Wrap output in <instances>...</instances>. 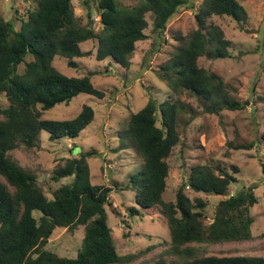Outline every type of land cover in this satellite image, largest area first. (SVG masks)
I'll return each mask as SVG.
<instances>
[{"label": "trees", "instance_id": "1", "mask_svg": "<svg viewBox=\"0 0 264 264\" xmlns=\"http://www.w3.org/2000/svg\"><path fill=\"white\" fill-rule=\"evenodd\" d=\"M192 2L141 0L135 6H125L117 0H98V30L92 13L88 23L82 24L74 12V0H38L36 9L21 20L19 30L0 14V264H131L136 260V255L123 256L117 251L106 212L113 188L92 184L88 158L94 153L67 159L53 171L52 181L73 178V182L57 188L51 199L37 173L21 166L11 154L38 147L42 132H47L52 142L78 139L94 122L95 111L89 105L70 120L43 118L45 112L60 104L69 105L80 94L104 98L93 85L94 73L68 77L55 67L56 57L65 58L69 68L77 69V59L92 55L81 45L96 40L98 62L109 60L110 65L129 70L136 45L149 38L145 33L149 28L147 15H151L152 33L162 36L177 11ZM245 14L237 0H204L196 15L198 28L183 40L159 73L175 92L185 90L203 100L209 114L245 109L244 103L231 96L222 78L198 64L205 56L215 60L229 57L230 42L212 18L228 16L241 22ZM2 97L6 106L1 105ZM182 110L178 103L167 100L159 104L150 97L142 110L129 117L125 136L145 166L141 177L130 178L122 189L135 195L129 216H146L159 209L170 233L166 254L180 264H264L263 259L201 256L202 246L256 238L251 212L258 203L257 187L229 195L230 186L238 182V169L232 173L220 165L192 169L188 186L195 193L227 197L218 203L208 225L206 203L191 199L185 193V183L179 187L175 202L164 200L171 169L168 159L181 141ZM260 143L264 144V133ZM252 146L237 145L234 149L250 150ZM261 168L264 178V164ZM36 211L41 213L39 218L34 216ZM80 226L85 227V233L76 258L46 248L56 229L74 231Z\"/></svg>", "mask_w": 264, "mask_h": 264}, {"label": "rangeland", "instance_id": "2", "mask_svg": "<svg viewBox=\"0 0 264 264\" xmlns=\"http://www.w3.org/2000/svg\"><path fill=\"white\" fill-rule=\"evenodd\" d=\"M38 0H0V14L15 24L19 30L21 20L37 7ZM125 6H135L141 0H117ZM204 0H193L181 7L173 16L162 36L152 33L151 15H147L148 39L139 42L132 58V67L125 70L106 60L98 62L96 40L81 45L91 56L77 59V69L69 68L67 60L56 57L55 67L68 77H83L94 73L93 85L104 93L99 99L80 94L69 105L60 104L45 112L44 119L70 120L78 116L85 105L95 111L94 122L75 140L64 139L52 142L47 132H42L40 144L34 149L21 148L11 157L21 166L37 173L39 182L48 198L53 192L73 182L65 178L51 180L53 171L65 164L67 159L79 158L85 152L94 153L88 158L93 185L112 187L106 212L112 229L117 251L120 255H136L131 264H180L166 254L170 233L168 223L159 209L146 216H129V207L135 206L133 192L122 191L132 177H141L145 169L141 157L130 148L125 136L128 119L149 102L150 97L159 104L170 100L183 106L179 112L181 141L168 159L170 176L164 194L166 202H175L179 187L185 183V193L191 198H200L206 203L205 223L212 222L215 209L227 197L197 194L189 186L192 169L202 165H214L230 173L238 169V182L229 188V195H236L245 187L254 185L258 203L252 209L256 223L252 229L255 239L249 242L202 246L201 256L247 257L264 260V0H237L245 11L241 22L228 16H214L212 21L219 26L230 42L229 57L212 59L202 57L199 67L216 74L227 84L231 96L244 103L245 109L224 110L220 115L205 111L203 100L185 90L174 91L166 80L159 76L162 67L168 65L181 43L198 28L196 15ZM98 0H74V12L88 23V14H93L94 28ZM1 105L7 100L2 97ZM237 145H253L252 149H234ZM118 185V186H116ZM39 218L41 213L36 211ZM85 227L74 231L56 229L47 249L60 256L76 258L84 238ZM150 248V250H147Z\"/></svg>", "mask_w": 264, "mask_h": 264}, {"label": "built area", "instance_id": "3", "mask_svg": "<svg viewBox=\"0 0 264 264\" xmlns=\"http://www.w3.org/2000/svg\"><path fill=\"white\" fill-rule=\"evenodd\" d=\"M96 20H97L98 22H100V17L98 16V17L96 18Z\"/></svg>", "mask_w": 264, "mask_h": 264}]
</instances>
